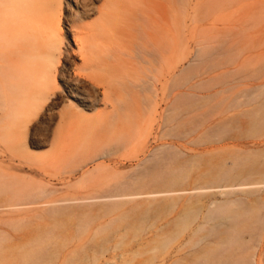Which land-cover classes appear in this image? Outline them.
<instances>
[{"label": "rangeland", "instance_id": "obj_1", "mask_svg": "<svg viewBox=\"0 0 264 264\" xmlns=\"http://www.w3.org/2000/svg\"><path fill=\"white\" fill-rule=\"evenodd\" d=\"M92 1L80 21L63 0L65 44L77 51L72 20L92 25L98 90L148 89L119 131L77 125L52 143L55 126L34 136L0 127V264H264V186L217 187L264 181V0ZM134 42L150 44L153 65L130 57ZM222 204L232 221L205 219ZM231 225L248 229L251 252L225 244L201 261Z\"/></svg>", "mask_w": 264, "mask_h": 264}, {"label": "bare ground", "instance_id": "obj_2", "mask_svg": "<svg viewBox=\"0 0 264 264\" xmlns=\"http://www.w3.org/2000/svg\"><path fill=\"white\" fill-rule=\"evenodd\" d=\"M64 1L65 7H75L76 16L80 21L94 10L92 0ZM62 4L63 0H0V127L15 126L22 136L26 134L34 136L46 127L55 126L53 131H49L51 133L47 135L52 143L62 141L66 137L71 138L65 130L77 125L88 124L87 126L90 125L93 128L95 127L93 124H101L100 126H105V128L103 126L105 130L110 125L119 131L120 123L126 116H129L127 110H138L140 108V103L137 101L138 95L148 89L145 85H137L135 87L137 89L133 88L134 91L121 80L118 88L114 87L115 81L114 85L102 84L101 90H98L101 86L100 81H93L92 74L89 72L92 49L97 42L95 34L92 35L95 30L92 29V25L77 27L75 21L72 20L69 24V32H71L77 51L70 50V45L65 44L62 39L59 24ZM73 29L78 31H72ZM134 30L137 34V28ZM131 35L135 37V41L137 37L133 33ZM135 44L137 50L131 49L133 54L130 53V57L148 66L153 65L156 58L150 44L147 42ZM69 50L73 54H80L81 65L71 61ZM116 78L121 79L122 76ZM56 79L60 80V86L55 84ZM87 79L90 82H87ZM111 80L112 78L110 82ZM122 91L125 94H122ZM64 105L66 107L58 111L59 106ZM100 105L104 106V111L90 115ZM130 121L133 124L136 122L135 120ZM226 176L227 173L222 172L212 176L211 179L221 180ZM183 178L182 173L175 174L168 181V185L174 186ZM160 179L162 178L155 177L151 181H160ZM248 186H264V181L217 187L244 189ZM173 191L170 189L163 193L170 194ZM20 197H24L20 200H26V204L34 203L29 202L31 200L26 195ZM170 205L173 206V202ZM232 206L233 204L219 205L216 210L210 211L205 219L218 218L232 221L235 213L229 209ZM258 219L260 217L256 218V221ZM202 228L204 226L199 227L198 230ZM233 229V225L227 227L226 233L230 236L227 235L218 243L207 244L198 250L197 252L201 254L199 257L201 261L206 262L210 252L219 251L225 244L236 245V249L240 252H251L242 241V235L248 229L232 233Z\"/></svg>", "mask_w": 264, "mask_h": 264}]
</instances>
